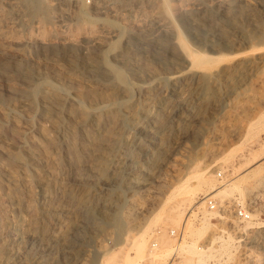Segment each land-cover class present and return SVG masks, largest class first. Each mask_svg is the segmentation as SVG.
<instances>
[{"label": "rangeland", "instance_id": "374dc122", "mask_svg": "<svg viewBox=\"0 0 264 264\" xmlns=\"http://www.w3.org/2000/svg\"><path fill=\"white\" fill-rule=\"evenodd\" d=\"M202 195L250 211L227 264H264V0H0V264H111L129 231L165 260Z\"/></svg>", "mask_w": 264, "mask_h": 264}, {"label": "built area", "instance_id": "2783aa9c", "mask_svg": "<svg viewBox=\"0 0 264 264\" xmlns=\"http://www.w3.org/2000/svg\"><path fill=\"white\" fill-rule=\"evenodd\" d=\"M221 177V174L218 173ZM251 220L250 211L236 198L218 202L210 195H202L196 204L186 213L185 219L178 227H171L167 235L171 238L169 252L164 264H184L186 261L187 248L194 243L195 257L199 258L204 252V263L227 264L231 263L233 255L237 251V245L242 237L240 226ZM208 222L216 231L214 237L208 236L196 243L189 240L187 228L191 225ZM247 228L246 226L244 227ZM159 232V231H158ZM156 232V233H158ZM244 233H246L244 231ZM159 249V243L153 238L149 242V256ZM228 250V251H227ZM198 258L191 264H198ZM203 263V264H204Z\"/></svg>", "mask_w": 264, "mask_h": 264}, {"label": "bare ground", "instance_id": "6f19581e", "mask_svg": "<svg viewBox=\"0 0 264 264\" xmlns=\"http://www.w3.org/2000/svg\"><path fill=\"white\" fill-rule=\"evenodd\" d=\"M114 2V1H113ZM112 2V3H113ZM110 6V5H109ZM98 7V6H97ZM136 127V126H133ZM209 165V164H208ZM207 165V167H208ZM197 174V173H196ZM230 183V182H229ZM229 183L227 184V187H225L224 189H216L215 192L212 194V196L217 193L220 192L222 194H225L227 192L229 188ZM260 183V182H259ZM236 190V189H235ZM238 190V189H237ZM174 191V190H173ZM179 191V190H178ZM177 191V192H178ZM187 193V192H186ZM172 194V193H171ZM177 196V195H176ZM186 196V195H185ZM181 198V197H180ZM185 204V201H181V202H175L172 205H170L167 210H166V222H170L176 226L179 225L181 216H182V210H180V208L182 207L181 205ZM133 208V207H132ZM131 215V214H130ZM129 216V215H128ZM133 216V215H132ZM131 216V218H132ZM117 218V217H116ZM130 218V217H128ZM118 219V218H117ZM91 223H93L91 221ZM94 224V223H93ZM121 222L119 220L114 219L113 220V224L117 229H120L121 226ZM208 222L207 224H203L202 228L207 227L208 226ZM134 225V224H133ZM129 228V227H128ZM130 232V231H129ZM128 232L127 236L124 239V245L122 244L120 248V250L118 249V254L110 257L109 258V262H111V264H133L136 260L142 259L144 260L145 264H163L164 261V257L160 254V252L158 253L157 251L160 250V248L152 255L149 256L145 255L144 253V244L146 242V239L143 236V232L138 233V234H130ZM204 232V231H203ZM203 232L201 234H203ZM156 240H159V237H156ZM166 240V239H165ZM169 239H167L166 241H168ZM9 243V242H8ZM195 247L194 243L192 245H190L187 248V252H194L195 250H193ZM254 248V247H252ZM129 249H133L135 252L134 257H131L128 253ZM148 251H149V246H148ZM105 254V253H104ZM115 254V253H114ZM113 254V255H114ZM198 255V254H197ZM111 256V255H109ZM148 256V257H147ZM200 260H201V256H200ZM202 261V260H201ZM200 261V263H201ZM105 262V261H104Z\"/></svg>", "mask_w": 264, "mask_h": 264}]
</instances>
